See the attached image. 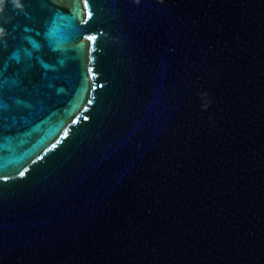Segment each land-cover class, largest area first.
<instances>
[{
  "label": "water",
  "instance_id": "water-1",
  "mask_svg": "<svg viewBox=\"0 0 264 264\" xmlns=\"http://www.w3.org/2000/svg\"><path fill=\"white\" fill-rule=\"evenodd\" d=\"M0 264H264V0H0Z\"/></svg>",
  "mask_w": 264,
  "mask_h": 264
}]
</instances>
